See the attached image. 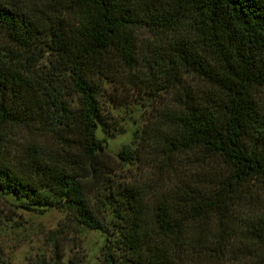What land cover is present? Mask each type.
<instances>
[{"label": "trees", "instance_id": "16d2710c", "mask_svg": "<svg viewBox=\"0 0 264 264\" xmlns=\"http://www.w3.org/2000/svg\"><path fill=\"white\" fill-rule=\"evenodd\" d=\"M0 43V196L103 232L105 264H264V0L0 3ZM104 83L164 99L117 154L149 180H100Z\"/></svg>", "mask_w": 264, "mask_h": 264}, {"label": "rangeland", "instance_id": "374dc122", "mask_svg": "<svg viewBox=\"0 0 264 264\" xmlns=\"http://www.w3.org/2000/svg\"><path fill=\"white\" fill-rule=\"evenodd\" d=\"M0 3L16 5L22 9H43L46 0H0ZM140 48L147 43V32L137 31ZM1 44V43H0ZM110 97L112 101L108 100ZM105 129L96 130L103 140L100 158L108 166L100 180L121 182L124 180H149V170L142 161L121 162L117 154L123 147L134 148L136 136L148 117L153 102L147 95L134 89L112 91L104 83ZM91 208L100 223L112 232L113 219L109 216L100 192H92ZM0 249L5 264H105L103 245L107 235L77 223H68L63 211L47 208L36 212L19 207L18 201L0 196ZM65 224V227H62ZM62 227V228H61ZM52 232V233H51ZM56 238V247L50 238ZM200 264H213L201 259ZM223 264V263H222Z\"/></svg>", "mask_w": 264, "mask_h": 264}]
</instances>
